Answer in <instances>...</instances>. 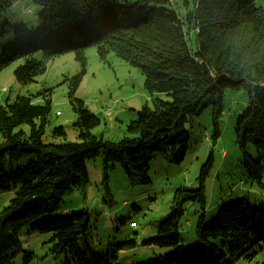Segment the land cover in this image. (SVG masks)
<instances>
[{"label":"trees","instance_id":"trees-1","mask_svg":"<svg viewBox=\"0 0 264 264\" xmlns=\"http://www.w3.org/2000/svg\"><path fill=\"white\" fill-rule=\"evenodd\" d=\"M258 1L183 0L185 13L180 17L157 0H31L43 9L36 29L22 23L0 27V39L10 35L12 41L0 50V72L21 61L13 71L20 86L34 83L45 73L46 61L60 55L72 52L79 64L67 93L76 116V142L45 140L49 91L17 95L0 105V192H13L0 210V264L33 259L24 251L23 230L53 232L61 241L62 228L73 232L65 244V264H111L107 254L80 243L87 226L84 214L59 217L62 198L88 183L86 162L97 157L104 179L118 168L128 181L148 184L152 154L178 148L179 162L188 142L185 125L209 104L216 140V119L227 87L242 84L247 91V106L236 119V142L246 177L264 191V164L246 154L248 141L255 150L264 149V7ZM167 2L173 6L172 0ZM8 6L0 0V16ZM188 36L194 37L192 45ZM91 46L101 61L113 53L139 69L151 97V106L141 107L126 125V135L116 141L92 134L100 121L74 97L86 72L84 50ZM38 54L43 59L37 60ZM155 94L163 97L152 98ZM39 96L45 97L44 103L34 104ZM64 135L61 127L51 131L52 138ZM210 165L208 158L199 171L197 189L175 190L167 218L140 243L156 250L142 264H264L258 259L264 257L263 202L253 207L236 200L222 205L213 219H205L203 183ZM187 203L198 204L201 213L195 240L184 244L179 230Z\"/></svg>","mask_w":264,"mask_h":264},{"label":"rangeland","instance_id":"rangeland-1","mask_svg":"<svg viewBox=\"0 0 264 264\" xmlns=\"http://www.w3.org/2000/svg\"><path fill=\"white\" fill-rule=\"evenodd\" d=\"M5 1L9 6L1 13L0 27L3 24L14 26L22 23L18 22L20 17L33 5L31 0ZM172 1L173 6L167 0H157L162 3L159 6L175 10L182 17L185 13L183 0ZM258 4L264 7V0H259ZM9 36L0 39V50L12 44ZM187 40L192 45L194 37L188 36ZM84 57L86 72L74 97L81 100L87 110L99 119L100 124L91 130L94 136L109 141L119 140L126 135V125L136 119L141 107L151 106V97L143 88V76L139 69L131 67L113 53H108L104 61L99 60L94 46L84 50ZM36 59L41 60L43 57L38 54ZM19 64L21 61L12 62L0 72V105H4L7 100H14L17 95L34 96L38 92L49 91L45 94L50 100L45 140L54 143L76 142L77 131L73 126L76 116L67 98L68 80L79 72V64L73 53L47 60L45 73L26 87L20 86L13 76L14 68ZM45 97H36L33 103L43 104ZM153 97L163 95L155 94ZM247 103V91L242 84L225 88L222 93V111L216 119L218 138H212L215 128L211 122L213 106L209 104L200 115L192 117L185 125L188 142L179 162L175 161L179 154L178 148L152 154L147 173L148 184L128 181L118 168L109 171L108 178L104 179L101 158L87 161L88 183L84 187L74 188L62 198L59 217L84 214L87 226L78 238L80 243L87 245L93 252L107 254L111 264H142L152 258L156 250L141 246L140 243L153 236L159 224L167 218L176 189L198 188L197 177L208 158H211V165L203 183L207 221L215 217L222 205L236 200L244 199L253 207L264 203V191L244 173L245 159L236 142V119ZM58 127L63 128L64 138L51 137V131ZM246 154L264 164V149L255 150L250 141ZM12 196V191L0 192V210ZM184 209L179 235L183 243L188 244L195 240V226L201 210L194 203L185 204ZM61 231L63 238L58 241L53 232L23 230L24 251L34 255L27 264H65V244L73 237V232L70 228H62ZM121 246L122 250L119 249ZM263 258L261 255L258 259ZM14 264L23 263L18 258Z\"/></svg>","mask_w":264,"mask_h":264},{"label":"clouds","instance_id":"clouds-1","mask_svg":"<svg viewBox=\"0 0 264 264\" xmlns=\"http://www.w3.org/2000/svg\"><path fill=\"white\" fill-rule=\"evenodd\" d=\"M42 10L40 4H33L30 8L26 9V14L20 17L18 22H22L30 28L37 27L40 23L39 12Z\"/></svg>","mask_w":264,"mask_h":264}]
</instances>
